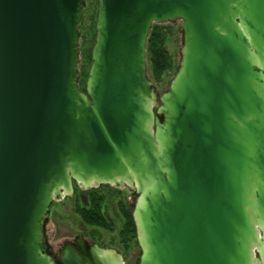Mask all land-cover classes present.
I'll use <instances>...</instances> for the list:
<instances>
[{
  "label": "water",
  "instance_id": "water-1",
  "mask_svg": "<svg viewBox=\"0 0 264 264\" xmlns=\"http://www.w3.org/2000/svg\"><path fill=\"white\" fill-rule=\"evenodd\" d=\"M0 0V264H124L81 236L48 253L53 201L136 194L139 264H264V0ZM182 22L178 70L148 77L153 24Z\"/></svg>",
  "mask_w": 264,
  "mask_h": 264
},
{
  "label": "rangeland",
  "instance_id": "rangeland-1",
  "mask_svg": "<svg viewBox=\"0 0 264 264\" xmlns=\"http://www.w3.org/2000/svg\"><path fill=\"white\" fill-rule=\"evenodd\" d=\"M96 14V0H84L79 29V59L77 66L79 87L83 85L84 88L91 63L87 62L84 54L93 45V26L91 25L93 24V20H95ZM157 25H163L169 33L165 47L176 68L179 65L180 49L182 47V22L176 20L173 23ZM175 74L176 70L164 73L160 81L156 82L150 78V65L148 63V77L158 97L168 89L169 83ZM92 190L99 192L104 197L102 213L108 223V229L87 225L74 212L77 205H88L89 193ZM136 197L134 190L128 186L113 187L101 184L86 190L78 187L72 196L53 201L48 209L45 220V238L48 243V253L50 255H57V252L65 242H72L77 235H82L84 239L95 240L99 245L101 244L100 247L102 248L115 249L120 256L122 254L121 259L124 264H139L141 252L137 246L136 230L135 238L130 239L128 245H125L126 248H124L123 243L120 241L122 239L124 217L122 213H117L120 203L125 208L133 211Z\"/></svg>",
  "mask_w": 264,
  "mask_h": 264
},
{
  "label": "trees",
  "instance_id": "trees-1",
  "mask_svg": "<svg viewBox=\"0 0 264 264\" xmlns=\"http://www.w3.org/2000/svg\"><path fill=\"white\" fill-rule=\"evenodd\" d=\"M94 24L95 20H93V24L91 25L93 26L92 43L94 42L95 37ZM168 36L169 33L163 25L153 24L147 40V63L150 65V78L156 82L160 81V78L164 73H168L173 70H176L177 72L178 70V66L175 68V64L165 47V42ZM84 57L87 62H91V49L85 52ZM80 89L84 91V86L81 85ZM89 196L88 205H77L74 212L85 224L108 229V223L102 213L104 197L95 190L90 191ZM120 209L123 211L122 215L125 219V229L122 232V237L125 239L123 242L127 246L130 239L135 238V226L131 211L124 206H121Z\"/></svg>",
  "mask_w": 264,
  "mask_h": 264
},
{
  "label": "flooded vegetation",
  "instance_id": "flooded-vegetation-1",
  "mask_svg": "<svg viewBox=\"0 0 264 264\" xmlns=\"http://www.w3.org/2000/svg\"><path fill=\"white\" fill-rule=\"evenodd\" d=\"M78 188V186H77V184L75 183V182H73V193L75 192V190ZM121 206H123L121 203L119 204V207H118V212L117 213H123V211H121V209H120V207ZM131 213H132V211H131ZM123 216V215H122ZM124 217V216H123ZM125 229V219H124V225H123V229H122V232H123V230ZM79 236H81L82 237V239H84V237L82 236V235H77L75 238H74V240L72 241V242H69V243H71V244H74L75 243V240H76V238L77 237H79ZM121 236H122V234H121ZM89 245H91V244H94V243H96V244H98V242H96L95 240H88V239H84ZM125 239L122 237V239H120V241L123 243V245H124V248H126L125 247V243L123 242ZM137 241V240H136ZM66 243V242H65ZM64 245V244H63ZM63 245H62V247H63ZM99 245V244H98ZM101 245V244H100ZM99 245V246H100ZM137 246H138V243H137ZM62 247L59 249V251L57 252V255H51L55 260H56V262L57 263H59V260H58V253L60 252V250L62 249ZM139 247V246H138ZM140 249V248H139ZM126 250V249H125ZM127 250H128V248H127ZM141 252V251H140ZM140 255H141V253H140ZM121 256H122V254H121ZM140 258V257H139Z\"/></svg>",
  "mask_w": 264,
  "mask_h": 264
}]
</instances>
